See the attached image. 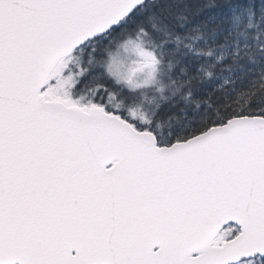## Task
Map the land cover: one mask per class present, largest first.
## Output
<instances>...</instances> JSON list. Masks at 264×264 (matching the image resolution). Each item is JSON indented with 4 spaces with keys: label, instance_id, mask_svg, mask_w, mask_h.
<instances>
[{
    "label": "snow or ice",
    "instance_id": "1",
    "mask_svg": "<svg viewBox=\"0 0 264 264\" xmlns=\"http://www.w3.org/2000/svg\"><path fill=\"white\" fill-rule=\"evenodd\" d=\"M0 264H264V0H0Z\"/></svg>",
    "mask_w": 264,
    "mask_h": 264
}]
</instances>
